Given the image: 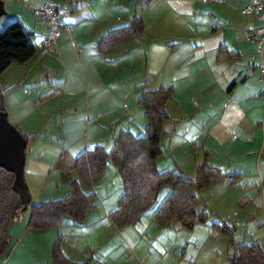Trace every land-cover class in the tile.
<instances>
[{
    "label": "crops",
    "instance_id": "crops-1",
    "mask_svg": "<svg viewBox=\"0 0 264 264\" xmlns=\"http://www.w3.org/2000/svg\"><path fill=\"white\" fill-rule=\"evenodd\" d=\"M7 1L12 3L3 0L4 9ZM252 1L55 0L63 28L54 52L42 54L46 25L32 9L45 0H15L27 10L0 19V30L19 20L32 34L36 52L1 75L7 119L31 138L24 164L30 205L9 225L15 244L8 255L14 264H53L51 248L57 240L69 264H108L116 252L130 259L135 246L119 237L131 228L139 236L142 216L123 230L111 223L109 214L123 193L117 169L111 173L107 165L91 188L80 184L84 194L94 193L93 208L81 224L66 218L57 228H27L29 207L72 194L70 184L79 180L72 168L81 153L95 146L109 151L121 132L142 136L147 122L138 100L161 86L173 88L163 137L171 155L181 143L191 150L195 172L203 162L219 168L226 176L208 188L238 175L231 188L240 198L231 197L229 204L248 211V222L262 225L256 216L264 215V47L246 40L256 23L240 14ZM136 18L142 31L98 50L104 35ZM104 137H109V149ZM104 186L108 189L100 193ZM162 201L151 212L153 222ZM231 226L237 234V224ZM131 259L129 264L142 263L141 257Z\"/></svg>",
    "mask_w": 264,
    "mask_h": 264
},
{
    "label": "trees",
    "instance_id": "trees-1",
    "mask_svg": "<svg viewBox=\"0 0 264 264\" xmlns=\"http://www.w3.org/2000/svg\"><path fill=\"white\" fill-rule=\"evenodd\" d=\"M143 29L141 19L136 18L131 25L108 32L99 41L97 48L105 51L124 37ZM32 34L25 30L19 20L10 21L0 31V112L4 109V90L1 75L13 63L23 64L35 54L36 50L30 39ZM173 88L161 86L154 91H144L138 105L144 110L147 122L144 134L134 137L128 132H121L111 149L102 146L81 153L75 160L73 170L78 182L70 184L72 194L60 200L34 204L29 207L27 228L45 230L59 227L68 218L74 224L85 221L87 213L93 208L91 203L94 193L84 194L80 184L91 188L92 181L100 177L107 169L108 159L117 168V175L123 182V193L118 199L117 208L109 214V219L117 230L135 225L142 214L157 200L164 187L170 192L163 199L153 215L160 226L169 225L174 219L181 227L192 231L197 225H207L205 210L195 208L198 193L208 188L213 181L224 176L221 170L203 162L195 172V179H190L178 165L159 172L157 159L162 154L161 140L165 136L164 123L171 120L165 105L172 99ZM6 114V113H5ZM26 142L31 138L22 135ZM228 185H233L238 175L229 176ZM14 175L0 168V255L11 251L9 225L21 219L28 209L21 212L20 198L13 188ZM30 203L28 204V206ZM222 235L233 248L228 253V264H264V251L256 244H235L236 227L225 222L208 225ZM53 264H69L60 251V241L51 248ZM87 261L83 264H86Z\"/></svg>",
    "mask_w": 264,
    "mask_h": 264
},
{
    "label": "rangeland",
    "instance_id": "rangeland-1",
    "mask_svg": "<svg viewBox=\"0 0 264 264\" xmlns=\"http://www.w3.org/2000/svg\"><path fill=\"white\" fill-rule=\"evenodd\" d=\"M5 9V15L0 18L2 21L8 20L11 12L27 10L24 5L15 2V0H12V3L7 1ZM141 58H143L142 55ZM104 141L108 148L111 144L109 137H104ZM178 147L180 148L174 150L171 155L165 139H162V154L157 160V170L162 172L177 164L190 179L194 180V157L191 150H188V146H182L181 143ZM107 164L111 173L117 169L110 159ZM229 179L219 181L215 183L217 185L203 189L198 193L195 208L199 211L205 210L208 221L207 226L197 225L192 231L183 229L179 221L175 219L165 226H160L156 221L153 222L150 219L156 203L162 201L170 192V188L164 187L160 190L156 202L142 215L140 235L138 236V232L131 228L123 232L124 237H119L135 246V251L130 255V259H128L129 255L125 259L121 253L116 252L119 253V256L116 253L111 254L108 261L113 264H129L132 262L131 258L138 256L141 257L142 263L140 264H228V253H233V248H229L227 240L208 226L211 223L237 224L236 245L253 243L264 245V215L256 216L262 220L260 222L262 225L256 226L248 222L250 219L248 211L241 213L237 211L238 208L234 209L233 205L229 204L231 197L237 196L231 188L232 185H228ZM241 184H245V181L243 180ZM106 189L108 187L104 186L100 193H104ZM239 198L240 195L237 196V199ZM14 244L13 240L11 247ZM121 252L124 253L123 250ZM8 254L0 255V264H6L7 259L11 262L10 264H14ZM109 262L107 263L109 264Z\"/></svg>",
    "mask_w": 264,
    "mask_h": 264
},
{
    "label": "built area",
    "instance_id": "built-area-1",
    "mask_svg": "<svg viewBox=\"0 0 264 264\" xmlns=\"http://www.w3.org/2000/svg\"><path fill=\"white\" fill-rule=\"evenodd\" d=\"M27 2V0H26ZM55 0H45L43 5L32 9V15L46 25L45 34L40 43L42 54H51L59 38L63 25L60 23L59 12L55 6ZM240 14L246 18H252L256 25L246 33V40L264 47V5L256 0L245 6ZM261 81L264 82V69H261Z\"/></svg>",
    "mask_w": 264,
    "mask_h": 264
},
{
    "label": "water",
    "instance_id": "water-1",
    "mask_svg": "<svg viewBox=\"0 0 264 264\" xmlns=\"http://www.w3.org/2000/svg\"><path fill=\"white\" fill-rule=\"evenodd\" d=\"M5 15L4 2L0 0V18ZM27 142L19 130L0 112V168L14 175L13 188L20 198L21 212L28 208L30 194L24 180L25 149Z\"/></svg>",
    "mask_w": 264,
    "mask_h": 264
}]
</instances>
